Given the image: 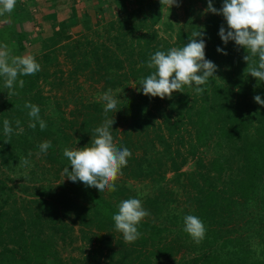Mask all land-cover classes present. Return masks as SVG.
Listing matches in <instances>:
<instances>
[{
	"label": "trees",
	"instance_id": "obj_1",
	"mask_svg": "<svg viewBox=\"0 0 264 264\" xmlns=\"http://www.w3.org/2000/svg\"><path fill=\"white\" fill-rule=\"evenodd\" d=\"M159 1L151 0L150 24L145 32L133 33V25L130 29L131 22L126 18L125 27L119 22L118 29L112 27L113 33L107 38L94 39L81 33L80 39H74L78 40L73 42L75 48L89 44L93 51L86 55L82 49L69 72L75 76L89 68L97 74L96 78L88 77L99 82L100 95L112 90L118 101L117 111L106 115L104 101L93 98L77 103L78 119L67 118L70 111L60 106L47 113L46 95L39 92L38 80L53 76L55 69L46 70L45 65L34 75L18 77L25 81L23 88L16 86L18 95L9 94L2 82L0 90L6 89L0 100L3 167L12 168L19 155L16 149L26 146L25 142L39 151L43 141H51L52 147L42 152L44 175L51 176L43 175V182L33 174L36 178L28 180L32 184L20 189L23 194L7 185L8 176L0 171V264H167L162 261L164 256L171 257L170 264H264V106L253 99L256 95L264 99V82L255 86L244 81L245 63L232 53L234 48L242 52L235 44L233 49L227 48L226 68L218 67L209 82L200 86L204 88L201 94L193 85L163 99L144 95L141 81L155 71L147 67L151 55L167 52L151 28L159 18ZM115 4L125 8L122 0H115ZM138 11L139 7L129 12L131 19ZM145 17L138 15V21L143 23ZM82 23L86 27L88 21ZM66 27L62 23V28L55 31L64 34V43L55 44L51 37L44 39V62L36 58L40 65H55V51L68 48ZM127 35H131L128 40ZM21 36L18 33L19 47ZM118 54L125 60L118 59ZM209 60L217 62L218 54L214 52ZM217 74L225 80L218 82ZM246 88L252 99L246 98ZM25 102L39 107L40 118L47 124L44 130L38 123L35 129L28 127L32 118ZM106 118L114 120L110 131L117 147H127L132 153L121 170L123 178L115 181L117 190L100 193L67 177L62 181L59 172L63 174L64 167L71 171L63 150L90 143L94 129ZM5 119L12 124L10 137L3 131ZM17 119L24 129L21 134L15 125ZM189 159L194 161V168L180 170ZM167 171L172 172L171 179H167ZM51 178H58L59 183ZM173 178L178 183L176 189L168 184ZM124 179L148 180L151 186H127ZM180 193L186 194L181 202ZM128 198L139 199L150 213L137 226L142 235L133 243L124 241L112 220L120 202ZM189 214L204 223L205 237L199 244L183 231L184 216ZM230 222L233 224L228 225ZM72 224L81 227L87 244L92 243L87 248L82 246L78 255L60 250V244L73 241L64 236L72 230ZM87 228L96 231L89 235L85 233ZM97 231L106 234L98 235Z\"/></svg>",
	"mask_w": 264,
	"mask_h": 264
},
{
	"label": "rangeland",
	"instance_id": "obj_2",
	"mask_svg": "<svg viewBox=\"0 0 264 264\" xmlns=\"http://www.w3.org/2000/svg\"><path fill=\"white\" fill-rule=\"evenodd\" d=\"M122 1L125 2V8L124 5L120 7L117 6L115 4V0H16L13 12L0 16V44H7L12 55H25L31 53L35 56V58L42 61L43 53L46 50L43 43V41H45L44 39L51 37L53 43L57 41L56 43L62 44L64 41L62 38L64 34H55V31L62 28V23L67 25L65 33L68 34L69 38H67L68 40L65 42L66 47L68 48L65 49L63 46L60 50L55 51V65H51V63L45 64L43 63L44 61L41 62V67L45 65L46 70L55 69L54 75L52 76L50 74L52 77H40L38 80L39 92L42 95H46L44 105L47 113H51L56 106H60L65 112L70 111V114L66 113L67 118L70 119L73 116L78 119L79 116L76 111L77 103L79 101H90L93 98H100L101 96L99 94L100 91H98L99 82H96L95 80L92 82L89 79L90 76H92V78L98 77L97 74L90 72L89 68H84L80 73L78 72L75 74V76L71 75L69 72L75 60L78 57H81L83 52L82 49H85L84 51L86 55H90L93 51L92 45L89 44H85L80 48H75L73 42H77L78 40L74 39H80L81 33L82 35L86 34L88 37L94 39H100L102 37L107 38L111 33H113V31H111L112 27L117 28L119 22H122L125 27L127 22L126 18H128L129 22H131L128 24V26H131L130 29L133 25V33L135 31L145 32V30H147L146 27L150 24L151 0ZM212 3L213 7L220 9L222 7L223 0H212ZM137 7H139L140 11L135 12L134 19H131L129 12L133 9H137ZM158 9L159 18L156 23L151 25V28L155 30L156 39L161 47H165L167 50L172 47H182L189 42L192 32L201 31L203 32V36L195 37V39H203L205 41V58L209 60L211 55L216 52L218 54V61H213L217 66L216 71L219 66L223 69L226 68L228 53L227 48L228 46H231L233 49L235 42L229 40L228 43L225 44L220 39V36L218 35L219 29L223 26L227 31V23L222 14H214L206 11L207 0H177V3L170 8L161 6L159 1ZM137 14L139 17H142L143 14L146 15L143 23L138 21ZM84 20L88 21L86 27L82 25ZM109 23L111 29L108 28ZM101 26H103L104 32L100 33ZM18 33H20V35L23 34V36H21V40L19 41L20 45L22 44L20 47L17 42ZM130 36L131 35L126 36L127 40ZM105 40L107 42V39ZM99 41L101 40H96L95 42ZM217 47L222 48L226 54L217 52ZM236 47L240 48V51L242 52H236L234 48L232 53H236L240 57L241 61L245 63V74L243 75L244 81L246 83H252L251 85L255 86L263 83L264 81H259L257 78L252 77L248 73V66L246 61L243 59L246 55L245 51H243L242 47ZM117 58L125 60L122 54H118ZM216 71L215 73H217ZM69 75L70 77H68ZM216 79L218 82L225 80L223 76L221 77L218 74ZM74 80H76V82ZM2 82H4V79L3 77H0V88ZM129 84L132 87L131 81ZM248 89L249 88L245 89L246 98L248 97L252 99L253 94L248 91ZM5 90L6 89L4 88L0 90V100L5 96ZM71 112H73V114H71ZM24 145L28 146H20L16 149L19 155L17 156L16 162L12 164V168H5L0 163V171H4V173L8 176L6 180L7 185H12V189L16 193L20 191L22 194L23 192L20 189H23V185L27 184L29 186L32 182L28 180L36 178L33 177V174L37 176L39 181L44 182L46 180L43 178L45 168H42L44 159L42 152L37 149H33L31 146L32 144L30 143L25 142ZM29 153H31V155H29ZM20 158L28 159L29 165L26 167L21 166L19 162ZM194 166V161L189 159L183 163L180 170L188 171L193 169ZM59 175L61 176L60 178L62 181L66 180V177H64L61 172H59ZM171 175V171L166 172L167 179H171ZM44 176L48 178L51 175L45 174ZM120 178L123 177L119 176L118 179ZM181 179L182 178L179 176L178 183H180ZM58 181L59 179L56 178L53 180V183H59ZM122 181H124L125 185L131 187L134 186L135 188H146L151 186V182L148 180L137 181L124 179ZM178 183L177 181L175 182V178L168 181L169 186L174 189L177 188ZM184 198H186V194L180 193L178 201H184ZM232 224L233 222H230L228 225ZM80 230L81 227L78 224H72V230L67 232L69 236L67 237V233L64 234L66 239L73 241L71 244H60V250L63 254L71 253L78 255L82 250V246L87 248L92 245L90 242L87 244L86 240H84L81 236ZM93 230L96 231L93 228H87L85 229V231H87L85 233L90 235ZM102 232L106 231H97L98 235L106 234ZM116 235L117 234L114 233L113 236L115 237ZM94 243L96 244V242ZM183 252V250L180 251V253ZM185 252L189 255L193 254L191 251ZM162 261L163 263L170 264L171 257L164 256L162 257Z\"/></svg>",
	"mask_w": 264,
	"mask_h": 264
},
{
	"label": "clouds",
	"instance_id": "obj_3",
	"mask_svg": "<svg viewBox=\"0 0 264 264\" xmlns=\"http://www.w3.org/2000/svg\"><path fill=\"white\" fill-rule=\"evenodd\" d=\"M177 0H160L161 6L170 8ZM16 0H0V16L13 12ZM206 11L222 14L227 23V31L222 26L218 35L227 44L229 40L243 47L247 55L243 59L247 62L248 73L264 81V0H223L222 7H213L212 0H207ZM203 36V32L194 31L188 43L182 47H172L165 51H156L151 55L147 67L155 69L141 81L144 95L152 97H171L173 92H183L184 86L195 85V92L201 94L209 78L214 76L217 66L205 58V41L195 39ZM217 52L226 54L217 47ZM258 58V59H257ZM41 65L31 53L25 55H12L7 44H0V76L4 77V87L9 94L18 95L16 86L23 88L25 81L18 79L21 76H31L40 71ZM104 101V112L117 111L118 101L112 90L101 94ZM256 103L264 106V99L260 95L253 98ZM29 109L30 120L28 127L35 129L37 123L41 130L47 127L46 122L40 118V109L31 102H25ZM114 120L106 118L100 126L94 129L95 135L91 142L82 147L65 148L64 157L71 165V171L64 167L63 174L72 182H82L89 187H95L100 193L116 191L115 181L122 175V168L127 166L128 158L132 155L127 147H117L110 129ZM4 134L8 137L13 133L12 124L8 119L3 122ZM18 134L23 133L19 119L15 120ZM40 151L46 153L52 147L51 141H43ZM31 155V153H29ZM21 166H28L29 160L20 158ZM150 213L144 209L142 202L137 198H128L120 202L118 212L112 216L115 229L122 233L126 243H133L142 235L138 231L140 222ZM192 240L199 244L205 237V226L196 215L184 216V228Z\"/></svg>",
	"mask_w": 264,
	"mask_h": 264
}]
</instances>
